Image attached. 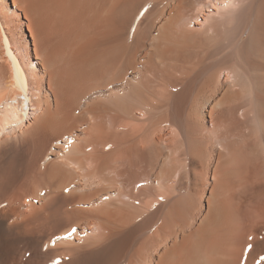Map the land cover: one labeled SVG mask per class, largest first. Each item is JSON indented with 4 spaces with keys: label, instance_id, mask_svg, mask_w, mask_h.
Returning <instances> with one entry per match:
<instances>
[{
    "label": "bare ground",
    "instance_id": "obj_1",
    "mask_svg": "<svg viewBox=\"0 0 264 264\" xmlns=\"http://www.w3.org/2000/svg\"><path fill=\"white\" fill-rule=\"evenodd\" d=\"M261 257L264 0H0V264Z\"/></svg>",
    "mask_w": 264,
    "mask_h": 264
},
{
    "label": "snow or ice",
    "instance_id": "obj_2",
    "mask_svg": "<svg viewBox=\"0 0 264 264\" xmlns=\"http://www.w3.org/2000/svg\"><path fill=\"white\" fill-rule=\"evenodd\" d=\"M251 249V245L248 246V250ZM262 260H264V257H261Z\"/></svg>",
    "mask_w": 264,
    "mask_h": 264
}]
</instances>
